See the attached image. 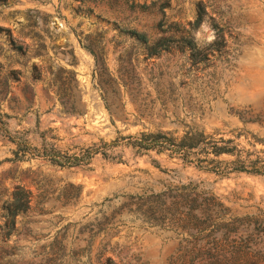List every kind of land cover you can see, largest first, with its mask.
<instances>
[{
    "label": "rangeland",
    "instance_id": "obj_1",
    "mask_svg": "<svg viewBox=\"0 0 264 264\" xmlns=\"http://www.w3.org/2000/svg\"><path fill=\"white\" fill-rule=\"evenodd\" d=\"M0 121V264H164L175 202L264 212V174L125 136L198 130L264 153V0H0ZM98 146L73 166L41 155Z\"/></svg>",
    "mask_w": 264,
    "mask_h": 264
},
{
    "label": "trees",
    "instance_id": "obj_2",
    "mask_svg": "<svg viewBox=\"0 0 264 264\" xmlns=\"http://www.w3.org/2000/svg\"><path fill=\"white\" fill-rule=\"evenodd\" d=\"M132 34L146 43L143 33L132 31ZM155 46H150L152 52L158 50ZM2 125L0 121V135L7 132ZM125 137L133 138L129 144L137 153L150 149L166 151L184 162H194L199 169L221 176L230 172L264 174V153L239 148L229 138L214 139L198 130L186 131L179 137L161 131L140 132L137 136ZM14 144L18 150L12 151V159H21L28 146L24 141ZM18 151L22 152L21 156ZM95 153L106 155L99 146L86 148L80 156H59L56 151L41 155H48L50 161L58 166H73L87 162ZM199 154L203 157H198ZM220 154L232 158L216 159ZM174 206L176 215L173 222L179 228L178 243L164 264H264V212L232 214L221 200L207 191H196L193 197L175 202Z\"/></svg>",
    "mask_w": 264,
    "mask_h": 264
}]
</instances>
